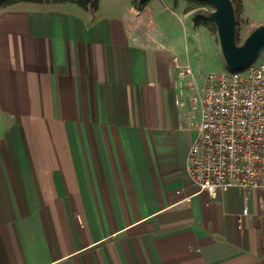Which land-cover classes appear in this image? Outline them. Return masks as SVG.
<instances>
[{"label": "crops", "instance_id": "obj_1", "mask_svg": "<svg viewBox=\"0 0 264 264\" xmlns=\"http://www.w3.org/2000/svg\"><path fill=\"white\" fill-rule=\"evenodd\" d=\"M174 1L0 6V264H264V192L187 173Z\"/></svg>", "mask_w": 264, "mask_h": 264}, {"label": "built area", "instance_id": "obj_2", "mask_svg": "<svg viewBox=\"0 0 264 264\" xmlns=\"http://www.w3.org/2000/svg\"><path fill=\"white\" fill-rule=\"evenodd\" d=\"M172 63L178 73L176 106L186 105L182 96L191 91L181 117L183 128L195 132L186 162L195 193L216 198L230 188L264 192V60L209 75L201 88L188 64L178 57ZM243 200L239 229L248 214L247 195Z\"/></svg>", "mask_w": 264, "mask_h": 264}, {"label": "rangeland", "instance_id": "obj_3", "mask_svg": "<svg viewBox=\"0 0 264 264\" xmlns=\"http://www.w3.org/2000/svg\"><path fill=\"white\" fill-rule=\"evenodd\" d=\"M185 2L189 10L194 9L195 11L184 14L181 5H176L174 1V3H170L172 12L166 13L164 24L170 34V38L174 40L178 48L180 47L179 56L185 57L187 55L188 59L184 58L183 60L188 63L195 82L201 88L207 82L209 75L228 73L232 70L228 69L223 61L215 27L207 18L208 14L213 11V7L206 2L195 0H185ZM234 3L237 11L240 44L255 26L242 18L239 0H234ZM194 17H197L198 21L203 22L204 26L194 29L191 25V20ZM205 19L208 21L206 22ZM185 45L186 50L184 51ZM263 60L264 48L250 64L258 65Z\"/></svg>", "mask_w": 264, "mask_h": 264}, {"label": "water", "instance_id": "obj_4", "mask_svg": "<svg viewBox=\"0 0 264 264\" xmlns=\"http://www.w3.org/2000/svg\"><path fill=\"white\" fill-rule=\"evenodd\" d=\"M213 7L207 18L214 25L218 46L226 67L239 71L246 68L264 48V24L255 27L243 40L236 42V16L231 0H200Z\"/></svg>", "mask_w": 264, "mask_h": 264}, {"label": "trees", "instance_id": "obj_5", "mask_svg": "<svg viewBox=\"0 0 264 264\" xmlns=\"http://www.w3.org/2000/svg\"><path fill=\"white\" fill-rule=\"evenodd\" d=\"M149 1L150 0H133V4H134L136 9H142L144 6H146L148 4ZM195 1L203 2V1H200V0H195ZM20 2L36 3V4H41V3H73V4H76V5L80 6L81 8H84V9L90 8L92 11L96 10L97 6H98V0H0V6H10V5L14 4V3H20ZM231 2L233 4L234 11H235V16H236V42L239 44L238 20H237L236 7H235L234 0H231ZM190 10H194V9H190ZM207 21L208 20H206V22ZM195 26L196 27L204 26V23L198 21V19L196 17Z\"/></svg>", "mask_w": 264, "mask_h": 264}]
</instances>
